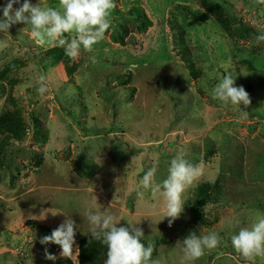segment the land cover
I'll return each instance as SVG.
<instances>
[{
  "label": "rangeland",
  "instance_id": "obj_1",
  "mask_svg": "<svg viewBox=\"0 0 264 264\" xmlns=\"http://www.w3.org/2000/svg\"><path fill=\"white\" fill-rule=\"evenodd\" d=\"M40 3L58 8L60 0ZM114 3L111 28L76 58L52 63L49 52L62 47L39 45L23 23L0 33V118L18 112L26 127L25 141L8 143L0 163V264H79L88 209H107L122 219L117 227L141 229L158 249V264H179L175 245L193 231L223 237L194 264H253L230 236L264 213V0ZM135 6L143 18L135 19ZM225 69L250 95L245 119L210 95ZM41 74L44 95L37 92ZM180 150L201 174L170 225L162 198L150 190L139 198L138 182L154 165L162 182ZM204 185L214 194L202 207L211 227L196 226L190 215L189 201ZM66 215L78 225L72 257L41 243L51 235L45 228L56 229ZM233 219L241 224L229 227ZM162 239L168 242L157 245Z\"/></svg>",
  "mask_w": 264,
  "mask_h": 264
},
{
  "label": "clouds",
  "instance_id": "obj_2",
  "mask_svg": "<svg viewBox=\"0 0 264 264\" xmlns=\"http://www.w3.org/2000/svg\"><path fill=\"white\" fill-rule=\"evenodd\" d=\"M14 5H19L14 8ZM115 7L114 0H60L58 8L42 5L40 0L34 5L31 0H7L0 7V33L19 23L31 26V35L41 45L59 46L64 48L69 58H76L81 50L91 52L94 45L100 42L105 33L111 28L110 16ZM65 33H75L70 39ZM259 39L264 40V35ZM230 69V68H229ZM229 69H225L222 78L210 90L212 99L218 100L223 105L235 106L239 110L241 119L249 115L246 109L251 104L249 93L243 86L237 87L235 78ZM47 91L46 76L41 74L37 92L44 95ZM243 106V108L241 107ZM158 168L150 167L138 182L137 192L143 199L145 192H151L152 197L162 198L166 208L165 217L171 218V225L184 211V193L200 176L199 165L193 164L185 151H177L171 159L167 169V177L162 182H157ZM152 207H156L155 204ZM84 215L88 221V233L93 239L101 240L107 246V259L105 264H158L152 260L154 243L147 246L142 242L144 233L141 229L132 226H120L122 219L107 209L93 211L88 209ZM49 236L43 237L41 243H54L61 247V255L73 256V246L78 228L70 216ZM128 221V220H127ZM129 225L134 223L129 222ZM241 221H229V227L239 226ZM233 248L243 257L255 264L257 257H264V213L257 211L250 226L239 227L238 232L231 234ZM223 242V237L216 231L198 235L191 232L186 238L176 243L180 251L179 264H194L202 257L206 250L217 248ZM47 259L55 260V255L46 254Z\"/></svg>",
  "mask_w": 264,
  "mask_h": 264
},
{
  "label": "trees",
  "instance_id": "obj_3",
  "mask_svg": "<svg viewBox=\"0 0 264 264\" xmlns=\"http://www.w3.org/2000/svg\"><path fill=\"white\" fill-rule=\"evenodd\" d=\"M180 8L181 6H177ZM185 9V8H184ZM186 12V11H185ZM132 13L136 14V20L144 17L143 10L140 7H133ZM132 14V15H133ZM134 16V15H133ZM139 22V21H138ZM141 22V21H140ZM139 22V23H140ZM51 55V62L56 63L61 60L66 54L64 48L54 49L49 52ZM34 130L41 135V128L39 127V120L34 116ZM25 123L20 118L18 112L7 113L0 118V163L2 162V158H8L5 148L8 143L11 142H19L23 143L25 141ZM199 195L197 198L190 200L189 205L191 206L190 215L191 220L196 226H206L211 227L214 222H212L209 218L206 217L203 213L202 207L209 202H213L214 194L211 192V185H204L199 188ZM37 227L39 224L35 221H28V225ZM48 233H52L54 229L45 228ZM167 240L162 239L157 241V245L166 244ZM146 246L147 242L143 238L142 241ZM168 242V241H167ZM158 253V249L154 246V251L152 253V260H154L155 256ZM107 259V246L103 244L101 240L93 239L91 234L85 237H82L79 240V264H105V260ZM66 264H73L69 259H65Z\"/></svg>",
  "mask_w": 264,
  "mask_h": 264
}]
</instances>
